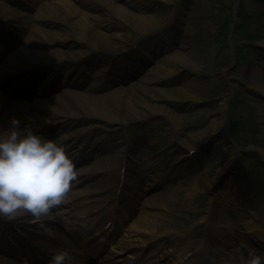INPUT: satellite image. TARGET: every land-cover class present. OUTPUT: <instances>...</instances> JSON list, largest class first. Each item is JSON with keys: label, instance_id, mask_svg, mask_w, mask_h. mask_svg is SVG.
Returning a JSON list of instances; mask_svg holds the SVG:
<instances>
[{"label": "bare ground", "instance_id": "bare-ground-1", "mask_svg": "<svg viewBox=\"0 0 264 264\" xmlns=\"http://www.w3.org/2000/svg\"><path fill=\"white\" fill-rule=\"evenodd\" d=\"M92 2L97 7H101L100 11H97L98 14L94 16L89 15V11L96 9L91 7L90 3ZM29 3L31 9L40 4L39 10L32 17L33 19L31 14H27L26 11L20 12L19 15L14 7L8 8L3 3L0 5V15L5 17L7 24L14 20L13 23L22 25L19 28L24 30L31 23L30 21H33L29 36L22 47H19L18 44L11 45L12 47L7 46L0 51V133L9 130L12 119L16 118L20 121V129L30 126L35 134L48 139H56L58 143L66 146L68 155L73 159L75 166H84L85 160H77L80 152L77 153L72 141L69 140L72 135L77 138L90 137L94 133L96 136L103 134L104 136L97 137L94 142L100 146L97 149L101 150L102 147L108 149L110 141L108 136L130 121L139 119L143 121L150 114L161 113L169 116L170 121L173 122V116L169 112L165 111L163 107L160 108L150 103L146 95L142 94L148 83L162 82L178 74V77L184 79L181 90L198 89L200 86L191 71L196 63L193 62V65L189 63L193 52L189 50L186 42L179 46H173L174 50H180L176 51L174 55H166L158 60L160 63H157V68L148 67L146 72H142L141 75L144 76L140 78L139 82L127 83L131 76H136L139 73H126L127 70L122 73L120 70L119 74H113L115 71L111 70L108 76L113 79V83H118V86L110 92L103 91L102 94L87 95L81 90L83 79H81L82 74L78 70L73 71L70 77L69 73L62 77L61 71L55 72L50 77L40 79L39 85L36 86L39 80L38 74L42 76L45 71H55L57 67L64 66L65 68L72 63L78 65L82 62L86 64L92 62L94 66H98L101 53L117 55L131 50L138 42L144 41L150 33L166 27L167 22L154 13L150 0H84L82 2L79 0H29ZM15 5L20 8L23 3L15 2ZM107 7H115L116 14L108 16L104 11ZM5 11L9 16L2 14ZM99 15L101 16L99 17ZM3 30L6 31L4 25L0 26V36ZM135 31L138 38L132 42L135 40L133 36ZM80 47L84 49H78ZM13 48L15 49L12 52ZM4 51L8 52L7 56L4 55ZM195 56L199 57L198 54ZM109 65L99 69L98 72L107 74ZM111 66L113 68V65ZM38 67H46V70ZM70 71L72 72V68ZM25 72L28 74H22ZM54 75L56 79H53ZM83 82L86 83V79ZM69 87H74L77 90H71L72 88ZM256 89L264 94V89L261 87L257 86ZM54 92L62 93V97L54 96ZM50 93L53 95L49 98ZM46 99H49V102L45 103ZM224 106L225 104H223V108ZM224 123L223 110H219L215 113L212 125L199 135L189 136L187 139L178 138L176 135L181 148L185 149V156L189 157V153L202 149L205 142L214 134L221 136L225 134L226 136ZM70 130L73 131L69 132ZM92 144L94 145V143ZM70 149L71 153H69ZM127 151L128 149L120 144L111 146L106 151V157H102L101 160L96 157L91 164L89 163L92 167L88 168V165L76 171L77 179L66 199H72L75 202L80 218H83L89 210L94 209V206L88 205L90 195L84 194L82 189L91 188L93 185L98 189H103L112 185L113 183L110 181H113V178L117 180L118 177L105 174L100 176L97 182L90 184L86 182L90 180H84V176L79 174L91 172L86 177L95 178L92 172L110 171L111 168L117 166L120 169L125 167L131 170L132 164L137 163L135 158L137 159L138 155H128ZM148 156L146 165L148 180L145 188H147L146 191L155 192L145 199L138 220L129 227L126 235L122 237L119 248L104 255L97 241L88 233H84L82 241L85 253L90 260H97L96 264H128L127 260L131 256L140 255L148 244H153L154 253L158 252L154 256L153 262H149L150 264H172L174 256L185 245L179 242H183L186 236L171 231L172 227L168 223L167 215L171 212L165 211H170L172 202L168 193L165 194L166 189L159 187L166 181V177L162 174L161 160L152 148ZM139 163L143 162L139 160ZM112 164L116 165L110 166ZM229 165L226 169L229 168ZM201 178L202 176L198 178V181ZM211 185L212 183L209 184L207 190ZM252 206H249V210L246 211L245 219L249 217L254 221L252 224H250L251 222L247 224L248 233L242 236V245L249 247V241L253 239L263 247L264 207ZM55 215L56 213H54ZM75 220H78L76 216ZM39 229L38 225L32 223L28 216L18 215L11 220L0 218V264H49L46 260L39 261L40 252L32 257L22 251L21 254H17L18 250L28 249V247L32 252H35L37 243L33 241L37 239L30 233ZM157 229L162 231L160 235H154ZM146 233L151 236H147ZM79 234L80 232L77 231L76 235ZM164 243L172 244L174 250L163 252ZM226 243H231L232 246L238 245L234 238H228ZM81 250L82 248L77 253ZM71 257L73 260L74 255ZM197 257H200L199 254ZM244 261L245 259L241 258L236 264H244ZM73 262L84 264L83 260L76 256ZM196 264H211L208 253H204Z\"/></svg>", "mask_w": 264, "mask_h": 264}, {"label": "rangeland", "instance_id": "rangeland-1", "mask_svg": "<svg viewBox=\"0 0 264 264\" xmlns=\"http://www.w3.org/2000/svg\"><path fill=\"white\" fill-rule=\"evenodd\" d=\"M150 4L154 13L169 23L153 35L168 33L172 23L177 24L183 35L181 43L186 42L193 52L189 63H196L191 71L200 86L181 90L184 79L178 74L155 84L142 82L147 86L142 94L169 112L173 122L165 114H150L143 121H130L128 129L119 128L112 143L125 141L131 145L136 149L133 153L144 159L145 167L151 148L161 159L162 174L168 178L161 189H166L172 202L168 223L179 232L191 233L172 264L198 260L201 255L197 258L187 253L194 248H202L200 254L207 250L212 264H231L232 249L224 246L223 240L232 233L247 232L242 221L248 196L257 197L264 207V94L255 90L257 86L264 89V0H150ZM97 11L100 10L89 11V15L94 16ZM115 14L116 9L109 8L107 15ZM242 21L246 23L241 24ZM133 36L138 38L136 31ZM161 49V57L149 67L157 68L164 52L174 55L167 45ZM100 57L104 63L109 60L103 53ZM143 76L133 77L128 83L139 82ZM99 80L94 82L96 91L105 86ZM219 110L225 116L226 136L212 135L202 149L185 158L178 138L187 139L208 129ZM113 165L116 164L110 166ZM138 171L145 175V168ZM139 186L143 188V181ZM204 216L206 219L202 220ZM199 221L203 223L198 225ZM166 249L174 248L168 245Z\"/></svg>", "mask_w": 264, "mask_h": 264}, {"label": "clouds", "instance_id": "clouds-1", "mask_svg": "<svg viewBox=\"0 0 264 264\" xmlns=\"http://www.w3.org/2000/svg\"><path fill=\"white\" fill-rule=\"evenodd\" d=\"M13 118L0 133V218L24 215L45 235H53L45 220L61 206L77 179L73 159L65 145L19 128ZM66 250L57 251L49 264H70ZM244 264H264V255L249 251Z\"/></svg>", "mask_w": 264, "mask_h": 264}]
</instances>
